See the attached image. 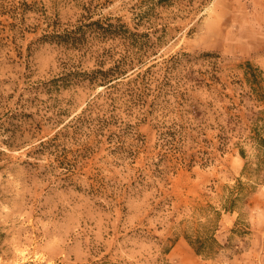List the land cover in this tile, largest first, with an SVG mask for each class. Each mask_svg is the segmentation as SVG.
<instances>
[{"label":"rangeland","instance_id":"obj_1","mask_svg":"<svg viewBox=\"0 0 264 264\" xmlns=\"http://www.w3.org/2000/svg\"><path fill=\"white\" fill-rule=\"evenodd\" d=\"M250 68L264 0H0V264H264Z\"/></svg>","mask_w":264,"mask_h":264},{"label":"trees","instance_id":"obj_2","mask_svg":"<svg viewBox=\"0 0 264 264\" xmlns=\"http://www.w3.org/2000/svg\"><path fill=\"white\" fill-rule=\"evenodd\" d=\"M111 25V24H110ZM102 27V26H100ZM110 30V29H109ZM110 70H96L95 73L98 72L100 76H94L93 79H100L104 84L110 83L113 78L111 76ZM247 83L249 90L246 92V97L249 99L258 102L253 106L251 120V128L249 138L255 142L259 146V148L264 149V80L260 76V73L255 72V70L251 69L245 72ZM96 75V74H95ZM96 77V78H95ZM79 118V117H76ZM71 120V119H70ZM242 156H244L243 152H240ZM264 170V152L262 153V157L258 161L257 171Z\"/></svg>","mask_w":264,"mask_h":264}]
</instances>
